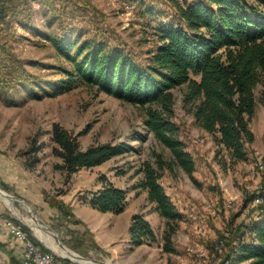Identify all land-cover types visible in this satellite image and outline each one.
<instances>
[{
  "label": "rangeland",
  "instance_id": "374dc122",
  "mask_svg": "<svg viewBox=\"0 0 264 264\" xmlns=\"http://www.w3.org/2000/svg\"><path fill=\"white\" fill-rule=\"evenodd\" d=\"M188 1L180 0L183 4ZM175 2L13 0L10 4L17 5L16 12L9 7L7 14L0 17V172L24 168L30 180L36 179L37 186L43 190L44 200L12 199L1 192L0 198L16 208L35 236L42 238L31 223L35 221L32 212L40 218L41 224L56 231L67 247L90 259L116 264L113 253L98 241L100 245L92 242V238L97 240L95 233L103 232L109 223L117 226L118 238L127 235L132 213L142 208L156 232L155 239L138 249V254L142 250L150 258L147 264H247L249 259L231 257L226 261L224 256L229 247L228 236L232 234L230 229L257 214L254 199L262 197L264 192V135L260 136L256 118L253 125L257 136L247 142L249 156L235 159L211 132L197 123L184 104L186 83L173 87L172 117L180 124V135L194 155L196 168L195 179L178 165L174 170L164 168L162 171V182L183 211L172 234L176 249L166 250L165 217L153 208L147 194L141 193L144 189L138 192L134 186L141 176L137 171L141 161L144 158L154 161L153 148L170 154V148L145 126V108L86 82L56 91L63 74L59 64L69 62L57 51L52 39L43 35L44 30L59 34L74 31L80 32L82 37L104 39L110 45L125 47L146 63L150 49L158 41V23L181 19ZM257 93L259 95V87ZM257 105L260 113L264 102L259 96ZM54 121L74 133L83 130L78 139L84 147L92 142L122 139L133 148L68 175L65 169L55 165L62 157L53 151ZM139 132L146 134V139L138 137ZM103 174L128 189L127 206L120 212L94 207L97 214L78 216L81 220L77 223L69 220V224L88 231L82 235L85 243L75 248L63 239L68 234L65 223L69 216H62V210L51 205L47 198L61 199L73 209L72 200L82 198L87 202L92 191L103 186L106 180ZM251 193H255V198L245 204ZM47 226L44 234L51 231L52 242L57 244ZM218 243H222V247L218 248ZM133 264L140 262L136 260Z\"/></svg>",
  "mask_w": 264,
  "mask_h": 264
},
{
  "label": "trees",
  "instance_id": "16d2710c",
  "mask_svg": "<svg viewBox=\"0 0 264 264\" xmlns=\"http://www.w3.org/2000/svg\"><path fill=\"white\" fill-rule=\"evenodd\" d=\"M12 1L0 0V17L7 14L9 7L16 12L17 5H11ZM175 6L182 20L158 23V41L150 49L146 63L125 47L110 45L104 39L82 37L80 32L74 31L61 34L43 31L69 62L59 64L63 74L56 91L86 82L140 104L145 108L143 122L147 129L170 148L169 155L153 148L154 161L150 158L141 161L137 168L141 176L134 183L138 192L147 191L148 201L165 217L166 250L176 249L172 234L183 211L162 182V171L164 168L174 170L178 165L195 179L196 168L194 155L180 135V124L172 117L173 87L186 83L184 104L197 123L211 132L235 159L249 156L247 142L255 138L250 122L258 96L264 102V0H189L186 4L176 0ZM82 131L74 133L59 121H54L52 126L51 137L56 142L53 151L62 157L55 165L65 169L68 175L133 148L122 139L92 142L84 147L78 139ZM138 137L146 139L147 136L139 132ZM102 177L106 178L103 186L94 189L88 201L101 210H124L128 189L105 174ZM4 187L11 190L9 186ZM249 195L245 204L255 198V193ZM47 200L62 210V216H69L65 223L68 234L63 239L79 248L86 241L82 236L86 230L68 221L77 223L81 218L63 200ZM255 208H258L256 215L230 229L232 234L228 236L229 247L224 260L232 257L249 259L247 264H264V202H256ZM24 226L40 241L29 225L24 222ZM129 233L132 245L156 238L144 210L132 213ZM92 242L100 245L94 237ZM63 258L68 264H80Z\"/></svg>",
  "mask_w": 264,
  "mask_h": 264
},
{
  "label": "crops",
  "instance_id": "0c3cea01",
  "mask_svg": "<svg viewBox=\"0 0 264 264\" xmlns=\"http://www.w3.org/2000/svg\"><path fill=\"white\" fill-rule=\"evenodd\" d=\"M255 118L257 121L256 127L262 137L264 135V108L259 113V107L257 105L252 120V126L256 137L257 132L253 125ZM256 150L258 151L259 148ZM0 183L4 186H9L11 192L21 195L23 198H28L30 201L44 200L43 190H41V187L37 186L36 179L30 180V175H27L24 168H21L19 171L14 169L11 172H0ZM141 193L147 194V191L144 189ZM71 204L77 216L85 217L88 213H98V210L94 208L95 206L88 201H84L82 198L79 200H72ZM140 210L143 209L141 208ZM9 216L18 217L17 210L0 198V264H21L24 239L11 231L10 225L7 222V217ZM129 224L127 225V235L118 238L117 226L115 228L112 226V223H109L108 226L103 229V232L97 231L95 233L97 241L113 253L112 257L115 259L116 264H133V261L136 260L140 262V264H147L150 258L146 257V254L142 250L140 252L141 254H138V249L143 248V245L149 240L132 245L130 241ZM92 226L93 228L95 227L94 224H92Z\"/></svg>",
  "mask_w": 264,
  "mask_h": 264
},
{
  "label": "built area",
  "instance_id": "2783aa9c",
  "mask_svg": "<svg viewBox=\"0 0 264 264\" xmlns=\"http://www.w3.org/2000/svg\"><path fill=\"white\" fill-rule=\"evenodd\" d=\"M254 200L257 202H264V192L263 197ZM18 218L17 220L9 216L7 217V222L10 225L11 231L24 239L21 264H68L63 258L64 256L55 251L52 247L48 245L50 249L44 248L43 243L45 242L39 237L40 241L36 240L32 236L30 230L24 226V220L19 214ZM216 246L219 248L222 246V243H218Z\"/></svg>",
  "mask_w": 264,
  "mask_h": 264
},
{
  "label": "water",
  "instance_id": "95a60500",
  "mask_svg": "<svg viewBox=\"0 0 264 264\" xmlns=\"http://www.w3.org/2000/svg\"><path fill=\"white\" fill-rule=\"evenodd\" d=\"M0 191L3 192V193H5V194L10 195V196L12 197V199H14V198H21L20 195H18V194H16V193H13V192H11V191H8L7 189L3 188L1 185H0ZM15 209H16V208H15ZM31 214H32L31 217H33V218L37 221V223H42V222H39V221H38V220H40V218H39L34 212H32ZM19 215H20V214H19ZM20 216H21V215H20ZM43 225H44V224H43ZM44 226H47V225H44ZM47 227H48V226H47ZM48 228L51 229L50 226H49ZM51 230H52V229H51ZM52 233H53L54 237L56 238V240L58 241V244H59L60 246H63V247H65V248H67L69 252H71L72 254H74V256H77V257H78V256H85V255L81 254L80 252L74 251V250H72L71 248L67 247V246L62 242L61 238L58 236V233H57L56 231H53V230H52ZM41 239H42L47 245H49L50 247H52L55 251H57L58 253H60V252H59L54 246H52L49 242H47V241L44 240L43 238H41ZM60 254L63 255L64 257L71 258L72 260H76V261H78V262L83 263L80 259H78V258H76V257H74V256L67 255V254H63V253H60ZM86 257H88V256H86ZM94 259H97V260H99V261H101V262H103V263H105V264H113L112 262L107 261V260H103V259H99V258H94ZM84 264H85V263H84Z\"/></svg>",
  "mask_w": 264,
  "mask_h": 264
},
{
  "label": "bare ground",
  "instance_id": "6f19581e",
  "mask_svg": "<svg viewBox=\"0 0 264 264\" xmlns=\"http://www.w3.org/2000/svg\"><path fill=\"white\" fill-rule=\"evenodd\" d=\"M257 190H260V189H257ZM1 192V191H0ZM1 193H3V192H1ZM4 195H8V194H5V193H3ZM8 196H10V195H8ZM11 197V196H10ZM262 197H263V192H262ZM12 198V197H11ZM33 218V217H32ZM34 219V218H33ZM35 220V219H34ZM36 221V220H35ZM35 221H32L31 223H33V226H34V229L36 230V232L38 233V234H40V236L44 239V240H46L47 242H49L52 246H54L60 253H63V254H67V255H71V256H74V254H72L71 252H69L68 251V249L67 248H65V247H61L58 243L57 244H55V243H53L52 242V239H51V231H49V233H46V234H44V225L43 224H41V223H37V221L35 222ZM47 228V227H46ZM220 247H222V246H220ZM219 247V248H220ZM74 257H76V258H78V259H80L82 262H84V263H86V264H105V263H103V262H101V261H99V260H96V259H94V258H89V257H85V256H74Z\"/></svg>",
  "mask_w": 264,
  "mask_h": 264
}]
</instances>
